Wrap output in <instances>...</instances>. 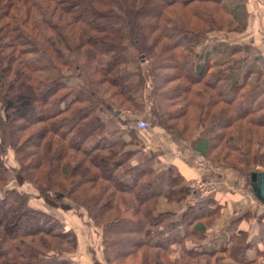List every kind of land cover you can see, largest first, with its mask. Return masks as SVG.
<instances>
[{"label":"trees","instance_id":"16d2710c","mask_svg":"<svg viewBox=\"0 0 264 264\" xmlns=\"http://www.w3.org/2000/svg\"><path fill=\"white\" fill-rule=\"evenodd\" d=\"M246 27L224 0H0V264H89L72 257L73 227L30 204L17 176L99 230L107 264H264V249L245 256V231L207 245L226 200L187 203L194 190L174 164L157 169L156 153L130 147L139 130L121 112L148 113L213 165L264 169L256 55L204 47L211 31Z\"/></svg>","mask_w":264,"mask_h":264},{"label":"crops","instance_id":"0c3cea01","mask_svg":"<svg viewBox=\"0 0 264 264\" xmlns=\"http://www.w3.org/2000/svg\"><path fill=\"white\" fill-rule=\"evenodd\" d=\"M138 137L143 149H150L157 154L158 161L155 164L157 169L174 164L183 175L185 183L193 179H217L216 190L202 197L226 200L220 212L206 228L205 242L208 246L229 245L226 240L234 229L247 232L252 243L251 247L246 248V257L258 255L257 251L264 249V200L255 192V183L245 173L230 165L211 164L191 149L189 141L182 142L170 136L158 124L149 129L139 130ZM132 145L134 146L130 147H136L135 144ZM29 200L30 204L48 207L63 223L73 227L77 241L73 258L78 255L88 263L93 256L101 258L99 230L97 232L84 228L81 225L82 218L76 213L75 208L66 205L64 201L48 197L42 199L31 195ZM57 203L61 206H57ZM261 257L262 255H258V260H261ZM213 264H237V261L233 257L221 256Z\"/></svg>","mask_w":264,"mask_h":264},{"label":"rangeland","instance_id":"374dc122","mask_svg":"<svg viewBox=\"0 0 264 264\" xmlns=\"http://www.w3.org/2000/svg\"><path fill=\"white\" fill-rule=\"evenodd\" d=\"M224 3L227 8L233 9L235 13H237L238 19L240 18L241 20L247 23V27L245 30L239 32L211 31V33L207 35L208 40L204 41V47L206 48V47H211V45H219V43L220 45L223 44L224 47H226L227 45L230 46L237 44L238 46H240L241 44H243L245 46V48L243 49V54L248 56V60L252 62L253 61L252 58L254 57V55H256V61L255 63L252 62V65H255L256 67H260L262 73L260 76H258V79L260 84L264 85V1L263 0H224ZM223 45L220 46L218 51L215 52V53H219L217 55L220 58H223L226 55V52L225 53L223 52ZM222 54H224V56ZM250 61L249 64H251ZM145 96L149 100H151L149 97L148 89L146 90ZM121 112L123 113L124 117L127 119L126 120L127 125L133 126L135 129L143 130L155 126L151 124V121L149 120L151 117L149 118L148 113L144 115V113L138 114V113L130 112L129 110L128 111L122 110ZM104 114L106 120L109 121L110 125L118 126L119 132L125 131L127 125L121 122L120 117H116V116L113 117L110 113H104ZM137 119H141V120L143 119L145 121L143 127L138 128L134 125V121ZM137 139L138 141H140L138 136ZM135 146L140 147V143L135 144ZM5 154L8 158V162L13 163L14 160L11 157V151L8 149L6 150ZM137 154L138 156H142V153L140 151L137 152ZM20 181H21V177L17 176L15 182L18 184L17 186H19L20 189L25 190L32 195L37 193L36 188L32 186V184H29L27 182L19 183ZM190 187L193 190V187L192 186ZM202 199L203 198H200L197 194H194V192H192L188 196L186 202L193 203L195 200H202ZM64 203H66L67 205L69 202L67 201V199H65ZM60 204L62 203L60 202ZM176 205L178 204L176 203ZM57 206H61V205L57 203ZM62 206L65 205L62 204ZM174 207L177 210H179L178 207L174 205L170 206L169 208L174 210ZM81 225L88 230L93 229V226H91L90 223L85 222L83 220L81 221ZM137 261L138 258H133L131 260H128L124 264H136ZM89 264H107V263L102 260V257L98 258L93 256L91 261L89 260Z\"/></svg>","mask_w":264,"mask_h":264},{"label":"built area","instance_id":"2783aa9c","mask_svg":"<svg viewBox=\"0 0 264 264\" xmlns=\"http://www.w3.org/2000/svg\"><path fill=\"white\" fill-rule=\"evenodd\" d=\"M145 124V121L142 119H137L134 121V125L136 127H143ZM217 179L214 180L213 178H208V179H193L188 182L190 186L193 187L194 194H197L200 198L205 196L206 194L215 191L217 187Z\"/></svg>","mask_w":264,"mask_h":264},{"label":"water","instance_id":"95a60500","mask_svg":"<svg viewBox=\"0 0 264 264\" xmlns=\"http://www.w3.org/2000/svg\"><path fill=\"white\" fill-rule=\"evenodd\" d=\"M249 178L255 183V192L264 200V169L252 171Z\"/></svg>","mask_w":264,"mask_h":264}]
</instances>
